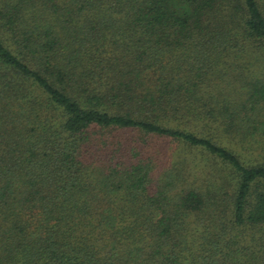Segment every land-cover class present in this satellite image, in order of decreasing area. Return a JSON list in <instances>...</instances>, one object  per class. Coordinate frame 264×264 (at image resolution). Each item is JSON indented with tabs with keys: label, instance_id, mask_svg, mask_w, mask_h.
<instances>
[{
	"label": "trees",
	"instance_id": "obj_1",
	"mask_svg": "<svg viewBox=\"0 0 264 264\" xmlns=\"http://www.w3.org/2000/svg\"><path fill=\"white\" fill-rule=\"evenodd\" d=\"M0 264H264V0H0Z\"/></svg>",
	"mask_w": 264,
	"mask_h": 264
},
{
	"label": "rangeland",
	"instance_id": "obj_2",
	"mask_svg": "<svg viewBox=\"0 0 264 264\" xmlns=\"http://www.w3.org/2000/svg\"><path fill=\"white\" fill-rule=\"evenodd\" d=\"M163 148H164L163 150H165L166 157L168 158L166 160H174V158H175V155L173 154L174 150L173 149L170 150L169 148H166L165 146H163ZM162 152H164V151H162Z\"/></svg>",
	"mask_w": 264,
	"mask_h": 264
}]
</instances>
